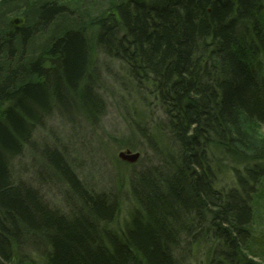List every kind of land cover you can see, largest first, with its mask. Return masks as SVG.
Wrapping results in <instances>:
<instances>
[{
  "label": "trees",
  "instance_id": "1",
  "mask_svg": "<svg viewBox=\"0 0 264 264\" xmlns=\"http://www.w3.org/2000/svg\"><path fill=\"white\" fill-rule=\"evenodd\" d=\"M262 128L264 0H3L0 264H264Z\"/></svg>",
  "mask_w": 264,
  "mask_h": 264
},
{
  "label": "rangeland",
  "instance_id": "2",
  "mask_svg": "<svg viewBox=\"0 0 264 264\" xmlns=\"http://www.w3.org/2000/svg\"><path fill=\"white\" fill-rule=\"evenodd\" d=\"M52 122L56 123L55 120L52 121ZM104 129H106V131L108 130L109 132H111V134H113L114 136H117V137L120 136L119 133H121V131H124V124L122 123V120L119 118V116L117 115V113L114 111L113 108H111L109 110L108 116L105 118L104 122L102 123V127L100 128V137L103 140H105L106 143H107V152H106V154H100L97 151V148H96L97 145H95L93 142H92L93 144L90 143V145H89L90 150H92V148L94 149L92 155L89 158V162H90L91 165H94L95 163H97L98 161H100L102 159L101 161H102V166H103V169H102V173L103 174H105V172H107V171L111 172V167L113 168L112 165L115 164L114 157H117L118 159H121L119 157V153L121 151H126V149L118 148L117 143H114L111 140H109L107 138L106 134L104 133ZM262 132L264 133V128H262ZM98 134H99V132H98ZM75 145L79 146L78 142L77 143L75 142ZM131 152H135V151H131ZM36 159L39 160L40 163L45 165V163L42 162V159L40 157H38V155H36ZM122 161H124V160H122ZM26 162L28 163V161L25 160L24 163H26ZM125 162H127V161H125ZM34 169H36V168L34 167ZM34 169H33V167L27 169L28 175L33 176L34 175ZM97 170H99V169H97ZM45 184H48V183H44V187L41 185L43 192H46ZM48 196L52 200H54L56 202H61L60 200H62L58 188L55 190L54 195L53 194H51V195L48 194ZM54 196H55L56 199L52 198Z\"/></svg>",
  "mask_w": 264,
  "mask_h": 264
},
{
  "label": "water",
  "instance_id": "3",
  "mask_svg": "<svg viewBox=\"0 0 264 264\" xmlns=\"http://www.w3.org/2000/svg\"><path fill=\"white\" fill-rule=\"evenodd\" d=\"M3 0H0L2 2ZM24 23V18L21 16H16L13 19H11V24L15 26H20ZM140 156L139 152H131L130 150L127 151H121L119 153V157L127 162L133 163L135 162Z\"/></svg>",
  "mask_w": 264,
  "mask_h": 264
},
{
  "label": "bare ground",
  "instance_id": "4",
  "mask_svg": "<svg viewBox=\"0 0 264 264\" xmlns=\"http://www.w3.org/2000/svg\"><path fill=\"white\" fill-rule=\"evenodd\" d=\"M16 16H21V15H16ZM16 16H13L11 19H13L14 17H16ZM21 17H23V16H21ZM24 18V17H23ZM25 21V20H24ZM15 26V25H14ZM21 26V25H20ZM20 26H16V27H20Z\"/></svg>",
  "mask_w": 264,
  "mask_h": 264
}]
</instances>
